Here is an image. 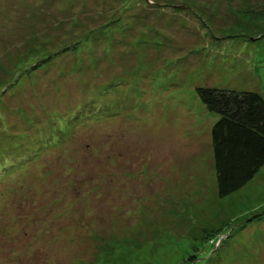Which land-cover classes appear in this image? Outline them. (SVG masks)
I'll return each mask as SVG.
<instances>
[{"label":"rangeland","instance_id":"374dc122","mask_svg":"<svg viewBox=\"0 0 264 264\" xmlns=\"http://www.w3.org/2000/svg\"><path fill=\"white\" fill-rule=\"evenodd\" d=\"M199 87L264 97V0H0V264H264Z\"/></svg>","mask_w":264,"mask_h":264},{"label":"trees","instance_id":"16d2710c","mask_svg":"<svg viewBox=\"0 0 264 264\" xmlns=\"http://www.w3.org/2000/svg\"><path fill=\"white\" fill-rule=\"evenodd\" d=\"M75 46L53 53H73ZM47 65V59L41 58L23 65L16 75L30 76L29 72ZM196 92L206 110L219 118L211 129V139L218 196L224 199L248 185L264 167V97L213 87H199Z\"/></svg>","mask_w":264,"mask_h":264}]
</instances>
